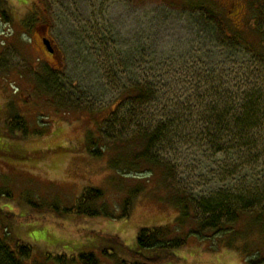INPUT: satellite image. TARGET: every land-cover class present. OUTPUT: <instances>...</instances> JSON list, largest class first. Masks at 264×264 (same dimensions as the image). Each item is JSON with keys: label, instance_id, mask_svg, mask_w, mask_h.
I'll return each mask as SVG.
<instances>
[{"label": "rangeland", "instance_id": "374dc122", "mask_svg": "<svg viewBox=\"0 0 264 264\" xmlns=\"http://www.w3.org/2000/svg\"><path fill=\"white\" fill-rule=\"evenodd\" d=\"M195 1L0 0V209L22 217L10 226L0 223V234L13 247L16 241L32 247L26 264H57V257L83 253L115 264L106 260L105 251L118 253L106 236L136 248L140 230L165 226L172 227V238H186L166 264H264L263 159L246 164V150L224 151L219 135L210 137L215 145L210 150L191 130L173 129L170 141L154 151L172 168L171 176L145 165L129 172L124 164L134 128H129V102L117 109L119 95L132 82L131 68L145 72L155 57L161 62L196 54L202 44L198 32L206 26L189 13ZM205 1L242 25L247 14L242 1ZM44 29L57 65L38 37ZM138 46L145 50L133 64L129 51ZM146 113L149 120L160 111L155 106ZM15 114L27 134L11 135L6 128ZM91 134L101 157L86 152ZM117 159L123 165L112 167ZM89 188L104 192L103 203L117 218L129 200V216L66 213ZM184 195L190 198V216L177 224L181 215L174 198ZM244 199L252 207L237 219L233 212L244 208ZM203 205L232 212L208 211L218 213L224 232L218 227L189 235L202 231L200 224L211 217Z\"/></svg>", "mask_w": 264, "mask_h": 264}, {"label": "trees", "instance_id": "16d2710c", "mask_svg": "<svg viewBox=\"0 0 264 264\" xmlns=\"http://www.w3.org/2000/svg\"><path fill=\"white\" fill-rule=\"evenodd\" d=\"M239 1L247 8L242 25L234 24L231 17L224 16L214 3H207L205 0L191 3L189 13L197 17L201 25L206 26L198 32L202 44H199L196 54L183 57L175 55L167 60L162 58L161 62L155 57L151 64L153 68L145 72L131 68L132 82L119 95L120 103L117 105V109H120L129 102V128H134V132L129 133V161L124 163L128 164L129 172H136L141 168L140 165H145L161 169L166 177L171 176L172 168L162 162L154 151L160 143L170 141L174 136L170 135L173 129L177 133L182 129L191 130L200 145L204 147L202 143H206L210 150L215 148L212 134L219 135L221 140L226 141H222L224 145L220 144L225 147L224 151L231 154L234 147L246 150L249 158L246 164L264 160V151L259 149L264 147V0ZM3 15L6 21L10 20L5 13ZM32 29L34 28L30 27V31ZM143 50L144 46L130 50L129 60L133 64L138 63ZM188 75L190 80H187ZM181 83L184 84L180 85ZM155 106L160 113L157 116L151 115L155 117L148 120L146 112ZM11 117L6 127L10 134L17 131L27 134L22 117L16 114ZM90 136L86 140V152L92 157H101L103 150L98 148V138H94L92 134ZM122 163L121 159H117L111 164L116 168L122 166ZM104 197L101 190L86 189L76 205L65 211L112 219L129 216V200L124 202L121 215L117 218L103 203ZM174 199L181 215L177 224H183L190 216V198L184 195ZM247 201L242 200L244 208L233 212L237 213V219L240 213H245L252 207L251 202ZM97 202H101L99 209L94 207ZM202 208L206 209L207 214L211 213V217L200 224L202 231L191 232L189 235L218 229L221 218L214 211L217 210L220 214L232 213L226 206L217 208L203 205ZM212 210L214 211L208 212ZM19 218L22 217L0 209V223L10 226ZM171 229L172 227L165 226L140 230L136 248L126 246L119 237L106 236L104 239L110 241L118 251H105L109 258L106 260L115 264H166L176 257L173 252L186 243V238H172ZM225 230L221 226L219 233ZM32 254L29 244L16 241L13 247L8 238L0 234V264H26ZM122 254L125 258L120 257ZM55 262L102 264L94 253H83L78 258L64 255L55 258Z\"/></svg>", "mask_w": 264, "mask_h": 264}, {"label": "flooded vegetation", "instance_id": "af4514ba", "mask_svg": "<svg viewBox=\"0 0 264 264\" xmlns=\"http://www.w3.org/2000/svg\"><path fill=\"white\" fill-rule=\"evenodd\" d=\"M38 35L42 46L45 48L46 53L50 55L52 61L54 62V65L59 64V60L57 59V52H55L54 45L52 44V40L48 37L47 31L44 29L42 33H38ZM44 42L47 43V47L44 45ZM54 70L58 69L54 68Z\"/></svg>", "mask_w": 264, "mask_h": 264}, {"label": "water", "instance_id": "95a60500", "mask_svg": "<svg viewBox=\"0 0 264 264\" xmlns=\"http://www.w3.org/2000/svg\"><path fill=\"white\" fill-rule=\"evenodd\" d=\"M44 45L47 47V43L46 42H44Z\"/></svg>", "mask_w": 264, "mask_h": 264}]
</instances>
